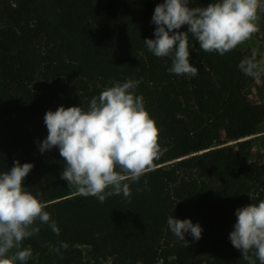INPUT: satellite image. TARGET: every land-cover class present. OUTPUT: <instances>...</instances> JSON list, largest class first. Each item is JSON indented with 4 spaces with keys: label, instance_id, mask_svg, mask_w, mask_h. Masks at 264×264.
<instances>
[{
    "label": "trees",
    "instance_id": "1",
    "mask_svg": "<svg viewBox=\"0 0 264 264\" xmlns=\"http://www.w3.org/2000/svg\"><path fill=\"white\" fill-rule=\"evenodd\" d=\"M162 2L0 0V173L16 160L32 163L22 183L60 229L56 235L37 221L39 233L21 245L33 252L25 264L37 257L43 264H85L80 246L90 247L91 264H249L229 234L238 208L264 200V164L248 162L264 103L246 101L253 76L238 67L253 50L209 53L189 34V62L198 74L170 73L171 58L156 57L144 43L155 38L151 21ZM128 79L140 81L136 94L159 129L154 170L125 181L130 198L63 197L73 185L61 178L59 148L39 150L48 135L45 113L61 105L86 110L92 97ZM169 216L199 223L201 238L185 233V247Z\"/></svg>",
    "mask_w": 264,
    "mask_h": 264
},
{
    "label": "clouds",
    "instance_id": "2",
    "mask_svg": "<svg viewBox=\"0 0 264 264\" xmlns=\"http://www.w3.org/2000/svg\"><path fill=\"white\" fill-rule=\"evenodd\" d=\"M264 8L261 0H213L206 7H191L190 0H163L152 16L156 25L155 38L144 40L156 57H170V73L195 77L198 69L189 62L191 34L205 52L220 55L249 40L258 31V12ZM187 25L186 31H180ZM250 58L238 67L248 76L264 72V62ZM139 80L128 79L106 87L92 97L88 108L59 106L48 110L44 123L47 137L39 142L41 153L59 148L65 167L61 178L77 188L83 196H93L103 203L107 197H131L130 182H138L154 170V161L162 154L159 129L145 107L143 97L136 94ZM33 164L19 160L0 173V264H25L33 255L31 246L21 248L22 242L39 233V221L48 224L53 233L60 229L45 211L47 205L37 195L26 191L23 180ZM147 184V181H145ZM237 221L229 234L232 245L242 251L249 264H264V200L236 210ZM170 231L189 246L185 233L199 240L202 228L190 219L169 216ZM65 248L66 244L63 245ZM12 249H17L14 253Z\"/></svg>",
    "mask_w": 264,
    "mask_h": 264
},
{
    "label": "rangeland",
    "instance_id": "3",
    "mask_svg": "<svg viewBox=\"0 0 264 264\" xmlns=\"http://www.w3.org/2000/svg\"><path fill=\"white\" fill-rule=\"evenodd\" d=\"M261 3L264 4V0H261ZM258 31L252 35V37L245 41L242 44H239L237 47L242 49L251 48L257 53V60L264 62V8L258 12V21H257ZM246 101H251L254 103H264V72H261L259 75L253 76V83L250 88L249 93L247 94ZM245 100V99H243ZM223 138H225L226 133L222 131ZM252 137L253 146L251 148V155L248 159L250 164L260 162L264 164V122L259 125L258 132ZM229 144L231 147H234L235 141H227L224 145ZM79 195L77 188L75 186L68 187L63 192V197H74ZM83 251L84 263L91 264L90 256V247L80 246ZM16 249H12L14 252ZM33 264H43L39 257L33 262ZM142 264V263H138ZM156 264H162L158 262Z\"/></svg>",
    "mask_w": 264,
    "mask_h": 264
}]
</instances>
